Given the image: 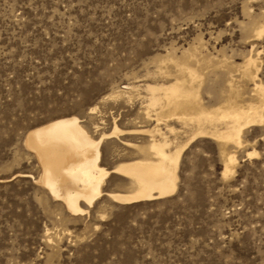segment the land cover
Returning <instances> with one entry per match:
<instances>
[{"label": "rangeland", "instance_id": "obj_1", "mask_svg": "<svg viewBox=\"0 0 264 264\" xmlns=\"http://www.w3.org/2000/svg\"><path fill=\"white\" fill-rule=\"evenodd\" d=\"M253 21L264 22V0H0V264H264V124L245 129L241 147L189 145L174 195L133 205L104 196L82 217L45 199L25 144L70 116L93 132L114 119L127 132L153 127L137 91L114 96L174 80L173 59L201 72L206 88L223 66L238 76L260 53L264 83V34L246 31ZM238 81L251 97L253 83ZM123 138L127 154V142L149 137ZM223 153L238 159L227 177ZM118 156L105 146L106 167ZM128 188L113 177L105 192Z\"/></svg>", "mask_w": 264, "mask_h": 264}, {"label": "bare ground", "instance_id": "obj_2", "mask_svg": "<svg viewBox=\"0 0 264 264\" xmlns=\"http://www.w3.org/2000/svg\"><path fill=\"white\" fill-rule=\"evenodd\" d=\"M246 31L261 38L264 22L253 21ZM259 56L260 53L249 56L238 76L236 69L223 66L221 73L215 72L219 78L216 86L213 81L204 88L201 72L173 59L178 68L174 80L117 92L115 98L126 96L129 101L132 91L138 92L144 101L142 105L145 104L144 118L153 124L147 129L127 132L114 119L110 131H101L95 124L93 132L78 116L59 118L34 129L25 144L40 165V175L31 178L46 200H53L62 212L74 217L87 215L104 196L118 205H133L174 195L182 154L189 145L200 138H209L217 141L222 150L229 145L241 147L245 129L264 124V83L258 81ZM166 75L171 76L169 72ZM238 78L253 83L251 97H245L244 84ZM203 90L209 95L208 103L204 101ZM96 111L93 108L91 113ZM128 134L149 138L143 145L127 142L125 146L131 150L121 154L127 149L121 144ZM109 145L120 156L111 169L104 162V148ZM256 155L255 150L248 153L249 157ZM223 158V175L227 177L238 159L234 153H223ZM113 177L126 183L128 190L105 192L108 179Z\"/></svg>", "mask_w": 264, "mask_h": 264}]
</instances>
